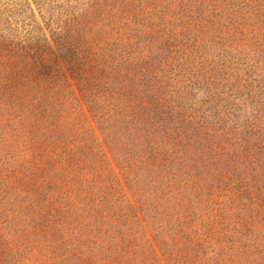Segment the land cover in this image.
I'll list each match as a JSON object with an SVG mask.
<instances>
[{"label":"trees","instance_id":"trees-1","mask_svg":"<svg viewBox=\"0 0 264 264\" xmlns=\"http://www.w3.org/2000/svg\"><path fill=\"white\" fill-rule=\"evenodd\" d=\"M4 262L264 264V0H0Z\"/></svg>","mask_w":264,"mask_h":264},{"label":"rangeland","instance_id":"rangeland-1","mask_svg":"<svg viewBox=\"0 0 264 264\" xmlns=\"http://www.w3.org/2000/svg\"><path fill=\"white\" fill-rule=\"evenodd\" d=\"M163 49H165V48H163ZM163 53H164V55L166 57H169V54H168L167 50H164ZM175 72H179V70L175 69ZM183 73H185V71ZM183 73H181L182 74L181 76H174V78L176 79L174 84L177 85L179 88H184V84L183 83H179V81H182L184 83H189V82H187V80L191 79V83H196L197 84V83L200 82V79L199 80L197 79L198 76H189V75L188 76H183L184 75ZM223 85H222V87H223ZM132 86H133L134 89L136 88V85L133 84V83H132ZM142 89H145L144 84H140V86H139V90H142ZM196 90L198 92V96L194 93L195 94L194 100H198L200 105L207 106V103L204 102V101H206V102L208 101V99H206V94H204L205 91L204 90L203 91H198V90H200L199 88H197ZM196 90H195V92H196ZM243 148H241V150ZM236 166L238 168H241V170L244 169L240 163H236ZM3 264H7V262H4Z\"/></svg>","mask_w":264,"mask_h":264}]
</instances>
